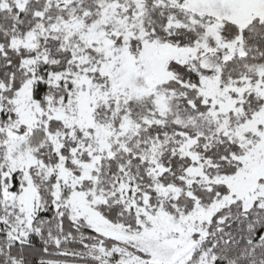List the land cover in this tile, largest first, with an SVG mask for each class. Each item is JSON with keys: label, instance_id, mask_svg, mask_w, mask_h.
<instances>
[{"label": "snow or ice", "instance_id": "6c2138e0", "mask_svg": "<svg viewBox=\"0 0 264 264\" xmlns=\"http://www.w3.org/2000/svg\"><path fill=\"white\" fill-rule=\"evenodd\" d=\"M0 264H264V0H0Z\"/></svg>", "mask_w": 264, "mask_h": 264}]
</instances>
